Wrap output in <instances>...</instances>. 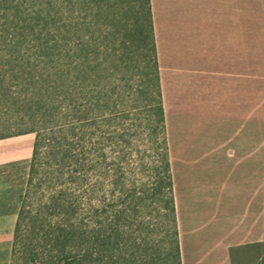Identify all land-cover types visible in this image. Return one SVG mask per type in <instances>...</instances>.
Listing matches in <instances>:
<instances>
[{
	"label": "trees",
	"instance_id": "1",
	"mask_svg": "<svg viewBox=\"0 0 264 264\" xmlns=\"http://www.w3.org/2000/svg\"><path fill=\"white\" fill-rule=\"evenodd\" d=\"M112 1L0 0V128L13 117L17 128L0 140L34 136L10 264H181L150 3L139 4L149 50L141 70ZM135 33L145 40L143 26ZM34 71L59 72L50 84ZM142 135L156 141L159 164L145 189H125L122 163ZM44 185L47 200L34 203ZM146 207L163 214L159 240L138 217Z\"/></svg>",
	"mask_w": 264,
	"mask_h": 264
},
{
	"label": "crops",
	"instance_id": "2",
	"mask_svg": "<svg viewBox=\"0 0 264 264\" xmlns=\"http://www.w3.org/2000/svg\"><path fill=\"white\" fill-rule=\"evenodd\" d=\"M149 3L181 264H230L229 249L264 236V19L247 63L245 0Z\"/></svg>",
	"mask_w": 264,
	"mask_h": 264
},
{
	"label": "rangeland",
	"instance_id": "3",
	"mask_svg": "<svg viewBox=\"0 0 264 264\" xmlns=\"http://www.w3.org/2000/svg\"><path fill=\"white\" fill-rule=\"evenodd\" d=\"M18 1L19 2L25 1L26 6L28 5L36 6V4L39 3L38 2L39 0H18ZM245 1H246V7H247V11H246L247 63H251L254 60V54H253L254 44L252 42H249V40L252 39L255 34L254 27H253L254 22L256 20L261 21L264 19V11H257V9H259L260 7H264V0H245ZM112 2L116 4V9L118 10V13L121 17L120 21L126 31V35H127V40H126L127 46L126 47L128 48V51L131 54V56H133L134 61L138 62V64L135 63V65L136 64L137 66L139 65V67H141V70H142L143 67L145 66L143 58L149 54V50L147 52L146 48H144L146 47L145 45L148 44V39H147L148 38L147 37L148 27H147V24L145 23V19L142 20L140 18L141 16H143L141 12L139 13L140 0H113ZM104 9H106L105 14L108 15V9L107 8H104ZM96 22H98L99 24H102L104 20L99 18L97 19ZM142 26H143L144 33H146L144 34L145 40L143 36L136 37L135 35L136 30L138 31L141 30ZM133 35L135 38H133ZM133 40L134 41L136 40V42L133 43L135 44V46L131 43L133 42ZM155 49H156V46H155ZM5 53L6 52H4V54ZM148 59H150V56L149 58L147 57L146 60ZM131 71H133V68ZM138 71H140V68ZM34 72L33 73L38 78L40 77L39 75L40 73L46 74L47 77L49 76L50 77L49 82L51 84V81H53V79L54 81L56 80V76L54 78V75H56V73H58L59 71H34ZM60 72H63V71H60ZM161 101H162V98H161ZM65 115H66V109L63 110L62 113H60L61 121L65 120V117H66ZM58 116L59 115H57V117ZM7 119L9 120L8 125L10 126L7 128L6 127L0 128V135L12 134L14 133L13 131H16L17 129L13 126V123H12V121L15 122L16 119L14 117L7 118ZM7 119L5 123H7L8 121ZM164 121H165V118H164ZM134 132L137 133V131L135 130ZM129 133H132V132L130 131ZM165 136H166V141H167L166 128H165ZM33 143H34L33 135L13 136V137L0 140V156H5V155L10 156V160L5 162V164L3 163L0 164V215L2 214L7 215L9 213L14 214L15 215L14 226H15V222L17 219V212L20 208L22 199L25 195L26 188H27L28 172H29V166H30V161H31V156H32ZM131 145L133 146L129 147L127 151L131 149L134 151L132 152L133 154H131V157L126 158V161L122 163V168L126 172V176L123 175L124 178L120 180V182L125 187V189L130 190L134 186L135 189L139 188V191H140V190L145 189V186H147L153 179L154 173H152V170H150V168L152 167L154 168L155 166H158L159 164L157 160L158 159L157 154L154 153L156 150V141L148 139L147 136L142 135L140 136V138H138V142L134 141L133 144ZM135 149H139L140 153L136 154ZM143 151L145 152L144 154H143ZM167 151H168V158H169L170 174L172 178L168 143H167ZM142 155H147V157H145L143 161H140L142 159L141 158ZM117 157H118V153L111 155V158L113 160L116 159V161H117ZM103 185L105 187L103 186L102 193H105L106 196H109L110 198L109 192L111 191L112 186L107 181H105ZM172 187H173V178H172ZM30 191H33V189H31ZM40 191L43 192L42 194L43 197L41 198H39ZM39 192H38L39 194L37 195L35 194L33 196L32 200L34 201V198L37 197L34 203H45V200H47V195H48L46 186L44 185L41 188V190H39ZM115 198L117 199L116 201L119 203L123 201V199L118 195H116ZM173 200H174V194H173ZM127 205H128V202H127ZM120 206L123 207L122 205ZM174 209H175V205H174ZM151 211H152V208L149 209V207H146L144 211L142 212V214L140 212L138 213V217L142 221V223H144L146 227L153 226L154 232L152 233V239L159 240L163 238L164 232L166 231L164 224L160 223L163 220L162 219L163 214L161 211L157 212L155 209L152 212ZM175 217H176V214H175ZM14 226L11 228H10V225L1 226L0 230L2 234H0V264H10L11 252H12V246H13ZM145 232H147V230H145ZM177 233H178V230H177ZM149 238L151 239V236ZM204 238L211 240V239H214V236L209 234V235H205ZM194 239L195 237L190 236V235L186 236L185 238V249H186L188 259L192 258L193 256L192 248L195 247ZM178 242H179V237H178ZM179 249H180V245H179ZM228 257H229L230 264H264V236H263V240L259 243L252 244V245H246V246H238V247L229 249ZM180 258H181V250H180Z\"/></svg>",
	"mask_w": 264,
	"mask_h": 264
}]
</instances>
